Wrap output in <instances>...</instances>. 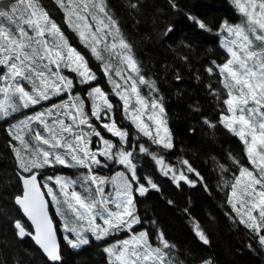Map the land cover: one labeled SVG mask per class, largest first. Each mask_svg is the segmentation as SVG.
<instances>
[{
  "label": "snow or ice",
  "instance_id": "snow-or-ice-1",
  "mask_svg": "<svg viewBox=\"0 0 264 264\" xmlns=\"http://www.w3.org/2000/svg\"><path fill=\"white\" fill-rule=\"evenodd\" d=\"M145 3L125 0L134 28L141 23L138 17L147 22ZM229 3L239 21L225 20L214 33L205 21L186 13L199 30L218 38L224 53L222 62L213 59L203 68L207 77L203 86L219 118L202 116L201 123L213 136L222 127L242 145V155L226 152L227 163L214 155L208 159L219 177L216 189L224 193L230 207L225 215L234 225H243L264 252V0ZM54 4L63 13L61 23L42 0H0V122L8 125L15 162L10 176H0V190L18 185L10 199L22 213L14 218L0 206V217L10 221L13 229L12 241L0 238V264H24L20 251L29 255V250L16 245L25 239L32 241L46 264H64L50 205L62 222L64 243L76 252L93 240L126 234L101 249L106 264H215L212 257L197 259L191 250L181 252L157 220L146 219L138 211L139 197L160 191L152 175L139 174L145 159L178 189L199 185L211 195V188L188 159L178 156L175 163L166 161L165 154L176 146L165 97L157 80L145 75V66L108 0H54ZM167 4L173 11L180 10L177 0ZM162 14L161 8L153 6L151 26L158 40L174 31L171 23L162 29L158 26ZM64 25L75 35L66 34ZM71 39H78L89 55L73 46ZM171 52L172 61L161 65L162 79L172 72L181 81L179 62L196 82L203 83L200 69L193 67L191 43L181 40ZM90 59L97 62L110 92L101 87ZM77 88L87 91L82 96ZM112 97L118 98L115 103ZM189 108L201 111L198 102ZM17 114L23 118L16 119ZM110 166L120 170L110 177L100 174ZM58 167L78 175H43L46 169ZM184 213L194 236L209 246L208 231L187 208ZM247 247L256 250L252 243Z\"/></svg>",
  "mask_w": 264,
  "mask_h": 264
},
{
  "label": "trees",
  "instance_id": "trees-1",
  "mask_svg": "<svg viewBox=\"0 0 264 264\" xmlns=\"http://www.w3.org/2000/svg\"><path fill=\"white\" fill-rule=\"evenodd\" d=\"M42 2L50 10L53 18L61 23L63 13L57 9L54 0H42ZM108 3L119 19L121 28L126 33L129 42L133 44L136 57L145 66V75H151L157 80L158 87L165 97L169 127L173 133L176 146L174 150L165 154L166 161L169 163L176 162L178 156L188 159L193 167L205 177L211 188V195L199 185L196 187L184 185L182 189H178L168 178L158 173L150 159L142 160L139 174L148 173L152 175L159 184L160 191L152 190L137 200L139 213L146 219L157 220L167 238L178 245L181 252L186 249L191 250L197 259L212 257L215 264H264V252L259 250L255 241L250 240L245 227L239 224L234 225L225 215L226 212L230 211V207L225 203L224 193L216 189L219 177L212 170V162L208 159L214 155L221 162L227 163L226 152L230 150L234 155H242V145L238 138L227 134L222 127H219L213 136L210 130L201 123L202 116H207L213 121L219 118V113L203 86L204 83H207L203 68L213 59L217 60L218 63L222 62L224 53L218 46V38L214 34L199 30L186 15V13H190L205 21L214 33L223 21L227 20L232 23L238 21L239 17L232 5H230L229 0H177L180 10L173 11L168 7L167 0H146L144 8L147 22H145L144 17H138L141 19V23L134 28V21L129 18L124 6L125 0H108ZM153 6L162 9L161 22L158 25L161 29L167 23L174 25V31L163 40L156 39L153 33L151 26ZM64 29L66 34L71 33L66 25H64ZM146 34H148V39H145ZM71 35L74 36L75 34L71 33ZM181 40L193 45L195 49L193 67L200 69L203 83L196 82L192 72L180 65L179 62L176 63V67L180 69L183 79L179 82L176 81L172 72L168 73L165 79H162L164 72L161 65L172 61L171 48H176ZM70 42L73 46L81 49L86 57L89 55L87 50L79 44L78 39H71ZM90 66L94 71H97L101 80V87L110 92V86L107 84L106 78L101 75L97 62L90 59ZM76 91L83 96L87 89L77 88ZM141 91L147 95L146 88H142ZM178 91L179 95H177ZM112 99L115 103L118 98L112 97ZM53 102H57L56 98ZM197 102L201 108L199 113L193 112L189 108V105H194ZM24 114L28 113L25 112ZM116 115L120 119V113L117 112ZM15 118L21 119L23 115L17 114ZM11 122L10 120L9 123ZM7 126V123L0 122V176H10L15 169L13 153L8 145ZM123 126L128 127L130 132L133 131L128 121H123ZM191 129H195V131H190ZM108 135L110 137V134ZM206 160L208 163H205ZM62 173L77 175L75 170L63 167H58L55 170L46 169L43 175ZM104 175L110 177L107 173ZM17 188L18 185L13 183L11 188L0 190V206L7 208L9 215L14 218L22 216L10 199ZM3 197H8V199H3ZM169 200H172L174 205H169ZM185 208L208 231L211 240L209 246L202 245L194 236L188 222V216L184 213ZM53 218L58 229L57 219ZM58 236L62 245L64 264H106L105 254L101 251L103 246L100 243L96 242L76 252L65 245L59 229ZM0 238L13 240L11 222L3 217H0ZM248 243H252L256 250H249ZM16 247L29 250V255H24V252L20 251L24 264H46L45 258L36 250L30 239H25ZM5 252L10 260L11 253L7 249Z\"/></svg>",
  "mask_w": 264,
  "mask_h": 264
},
{
  "label": "flooded vegetation",
  "instance_id": "flooded-vegetation-1",
  "mask_svg": "<svg viewBox=\"0 0 264 264\" xmlns=\"http://www.w3.org/2000/svg\"><path fill=\"white\" fill-rule=\"evenodd\" d=\"M120 168L119 166H110L108 169H104L101 171V174L104 175V174H109L110 176L113 175L116 171H119ZM139 198H143V197H139ZM138 198V199H139ZM126 234H121V235H118V236H113L111 238H109L107 241H101V242H98L100 243L103 247H105L107 244H111L113 243V241L115 240H121L125 237ZM96 243L95 240L92 241V245ZM66 245V244H65ZM67 246V245H66Z\"/></svg>",
  "mask_w": 264,
  "mask_h": 264
},
{
  "label": "rangeland",
  "instance_id": "rangeland-1",
  "mask_svg": "<svg viewBox=\"0 0 264 264\" xmlns=\"http://www.w3.org/2000/svg\"><path fill=\"white\" fill-rule=\"evenodd\" d=\"M238 21H239V19H238ZM237 21V22H238ZM237 22H234L233 24H235V23H237ZM229 23H232V22H229ZM172 163H175V162H172ZM77 173V172H76ZM63 175H68V176H72V177H75L76 175L74 174V173H62ZM101 174V173H100ZM77 175H78V173H77ZM102 175V174H101ZM52 206V205H51ZM53 207V209H54V214H55V216L57 217V223H58V228H59V230H60V227H61V221H60V219H59V217L56 215V213H55V206H52ZM62 235V234H61ZM125 238V237H124ZM123 238V239H124ZM62 239V238H61Z\"/></svg>",
  "mask_w": 264,
  "mask_h": 264
},
{
  "label": "water",
  "instance_id": "water-1",
  "mask_svg": "<svg viewBox=\"0 0 264 264\" xmlns=\"http://www.w3.org/2000/svg\"><path fill=\"white\" fill-rule=\"evenodd\" d=\"M21 215H22V213H21ZM24 219H25V221H26V219H27V218H26V217H24ZM28 223H30V222H28ZM58 239H59V238H58Z\"/></svg>",
  "mask_w": 264,
  "mask_h": 264
}]
</instances>
